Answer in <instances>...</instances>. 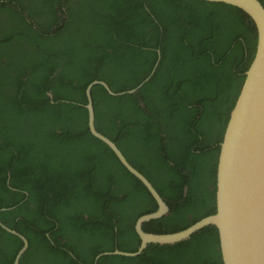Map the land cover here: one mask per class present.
I'll return each mask as SVG.
<instances>
[{"label":"trees","instance_id":"1","mask_svg":"<svg viewBox=\"0 0 264 264\" xmlns=\"http://www.w3.org/2000/svg\"><path fill=\"white\" fill-rule=\"evenodd\" d=\"M31 1L0 0V222L28 240L19 264H223L213 224L98 256L135 250V220L157 203L90 133L85 90L101 80L122 93L157 63L133 93L92 86L95 127L169 206L143 228L182 229L215 211L218 146L254 56L253 21L204 0ZM40 13L51 18L36 22ZM11 18L20 23L7 27ZM22 244L0 225V264Z\"/></svg>","mask_w":264,"mask_h":264},{"label":"water","instance_id":"2","mask_svg":"<svg viewBox=\"0 0 264 264\" xmlns=\"http://www.w3.org/2000/svg\"><path fill=\"white\" fill-rule=\"evenodd\" d=\"M204 1L239 7L253 21L257 34L254 56L245 71L242 87L229 112L222 141L218 146L215 211L175 231L154 232L143 228L145 221L160 217L169 206L150 181L124 159L115 142L96 129L91 88L101 85L109 94L118 96L125 92L133 93L151 77L157 63L143 82L122 93L112 91L104 81L94 80L85 90L87 103L84 106L88 112L87 124L90 133L105 143L119 164L145 186L157 203L155 210L143 213L135 220L134 228L140 237L135 250H104L98 256L110 253L136 255L149 242L173 243L189 237L205 225L213 224L218 229L223 264H264V6L259 0ZM48 95L52 98L51 93ZM0 225L23 241L12 263L19 264V257L28 246V240L15 228L1 222Z\"/></svg>","mask_w":264,"mask_h":264},{"label":"flooded vegetation","instance_id":"3","mask_svg":"<svg viewBox=\"0 0 264 264\" xmlns=\"http://www.w3.org/2000/svg\"><path fill=\"white\" fill-rule=\"evenodd\" d=\"M16 3V2H15ZM37 3V2H36ZM23 4H24V6H29L30 8H34V6H35V2H33V1H31V0H23ZM13 8H15V7H12V9ZM17 9H21L20 7H17ZM59 9L62 11V9H64V8H61V7H58V12H57V14H58V16L59 15H61V11H59ZM1 10V9H0ZM27 11V9L26 8H24L23 9V12H21L23 15H27L28 14V12H26ZM24 12H26V13H24ZM3 13V12H2ZM49 18H51L49 15H47V14H44V13H40L39 14V16L36 18V22H42V23H44V22H46ZM28 20H29V23H32V18H28ZM32 20V21H31ZM50 23H51V21H49ZM61 22H62V16L61 17H58V24H61ZM17 23H20V21H18V22H15V19L14 18H11L8 22H6V25H7V27L8 26H12V25H15V24H17ZM33 27H36L35 25H32ZM3 29V28H2ZM48 94V93H47Z\"/></svg>","mask_w":264,"mask_h":264}]
</instances>
